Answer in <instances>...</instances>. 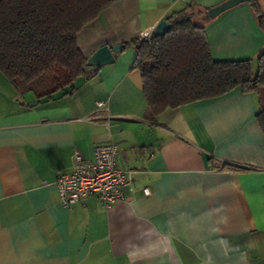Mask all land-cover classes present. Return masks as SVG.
Instances as JSON below:
<instances>
[{
  "label": "crops",
  "instance_id": "0c3cea01",
  "mask_svg": "<svg viewBox=\"0 0 264 264\" xmlns=\"http://www.w3.org/2000/svg\"><path fill=\"white\" fill-rule=\"evenodd\" d=\"M225 1H114L77 45L86 59L103 45L122 51L50 97L0 73V264H264L258 95L237 87L153 116L129 46L189 6L212 60L255 68L264 0L203 20ZM109 143L118 167L132 172L123 200L109 209L95 196L61 206L53 184L71 172L73 154L91 161L94 146Z\"/></svg>",
  "mask_w": 264,
  "mask_h": 264
},
{
  "label": "trees",
  "instance_id": "16d2710c",
  "mask_svg": "<svg viewBox=\"0 0 264 264\" xmlns=\"http://www.w3.org/2000/svg\"><path fill=\"white\" fill-rule=\"evenodd\" d=\"M114 1L0 0V73L19 90L41 83L40 98L96 74L86 71L87 59L77 38ZM252 5L259 15L258 6ZM207 11L202 15L205 21L209 20ZM198 16L188 6L166 18L171 28L165 35L134 38L129 43L136 53L133 68L140 71L151 115L239 87L258 95L257 121L264 132V50L257 56L255 68L249 60H212L204 29L195 21Z\"/></svg>",
  "mask_w": 264,
  "mask_h": 264
},
{
  "label": "built area",
  "instance_id": "2783aa9c",
  "mask_svg": "<svg viewBox=\"0 0 264 264\" xmlns=\"http://www.w3.org/2000/svg\"><path fill=\"white\" fill-rule=\"evenodd\" d=\"M150 36L151 32H142L137 38L147 40ZM96 107L107 111L103 102H97ZM117 156L118 148L113 143L94 146L91 161L75 152L71 172L59 175L53 184L61 206H74L89 196H95L103 209L122 201V190L131 185L132 172L118 167ZM143 192L148 194L146 189Z\"/></svg>",
  "mask_w": 264,
  "mask_h": 264
},
{
  "label": "water",
  "instance_id": "95a60500",
  "mask_svg": "<svg viewBox=\"0 0 264 264\" xmlns=\"http://www.w3.org/2000/svg\"><path fill=\"white\" fill-rule=\"evenodd\" d=\"M251 0H226L220 5L211 8L207 11V16L209 19H214L221 13L245 2H250ZM171 26L168 22L163 19L160 20L156 26L151 31V35L154 37H159L165 35ZM121 45L117 44L114 46L103 45L98 48L95 52H93L86 61V71L88 72H96L99 68L103 66L110 65L114 62V55L121 52Z\"/></svg>",
  "mask_w": 264,
  "mask_h": 264
},
{
  "label": "rangeland",
  "instance_id": "374dc122",
  "mask_svg": "<svg viewBox=\"0 0 264 264\" xmlns=\"http://www.w3.org/2000/svg\"><path fill=\"white\" fill-rule=\"evenodd\" d=\"M42 78L45 80H49L47 76H43ZM33 87L34 89H37V91H41L43 89V85L41 83H38V85L35 84Z\"/></svg>",
  "mask_w": 264,
  "mask_h": 264
}]
</instances>
